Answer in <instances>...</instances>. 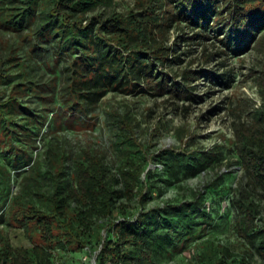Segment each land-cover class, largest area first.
<instances>
[{"label":"trees","instance_id":"obj_1","mask_svg":"<svg viewBox=\"0 0 264 264\" xmlns=\"http://www.w3.org/2000/svg\"><path fill=\"white\" fill-rule=\"evenodd\" d=\"M114 7L115 0H0V33L26 45L24 57L16 43L8 45L7 54L0 51V83L11 90L5 99L0 93V225L7 219L8 226L24 228L34 241L14 247L0 228V264H55L54 250L84 248L99 252L97 264H152L184 235H195L197 215L207 226L213 219L203 195L148 208L153 191L160 192L159 169L148 170V150L138 142L129 113L108 112L121 162L117 172L101 151L89 147L70 156L50 141L51 167L45 170L41 154L34 156L37 136L45 128L52 133L66 122L91 118L109 92L143 93L146 85L162 96L189 99L187 76L182 84L158 71L181 62L167 45L169 28L181 22L204 30L211 23L223 25L228 46L238 50L258 33L264 37V0H137L127 13ZM36 68L54 71V77L38 81ZM259 86L263 106L251 122L235 128L234 150L246 182L238 186L233 204L236 233L264 263V74ZM27 96L41 100L40 110L23 100ZM159 155L167 185L196 177L224 159L191 147ZM13 171L19 176L16 195ZM212 185L222 189L219 182ZM134 200L141 207L138 216L130 210ZM204 253L215 254L207 248Z\"/></svg>","mask_w":264,"mask_h":264},{"label":"rangeland","instance_id":"obj_2","mask_svg":"<svg viewBox=\"0 0 264 264\" xmlns=\"http://www.w3.org/2000/svg\"><path fill=\"white\" fill-rule=\"evenodd\" d=\"M136 1L115 0V7L111 10L127 13L135 7ZM153 6H158V2L153 3ZM98 12L103 13L105 10L100 9ZM222 27H215L211 23L205 30L193 29L181 22L180 25L171 26L166 34L167 45L175 55L181 57V62L171 68L160 66L158 71L182 84L186 82L187 76L189 81L186 85L191 87L193 93L189 99L162 96L146 85L142 87L146 90L143 93L125 95L109 92L101 99L91 118L82 117L75 122H66L63 128L52 133L45 128L37 136L38 150L34 156L38 152L41 154L45 170L51 167L47 157V144L50 141L70 156L89 147L101 151L113 172H117L121 162L116 159L113 146L116 130L110 125L108 112L118 111L122 115L129 113L136 124L138 142L148 150V170L155 172L159 169L155 185L160 192L156 189L153 191L154 199L150 200L148 208L193 201L199 195L205 197V202L210 203L208 210L213 217L210 224H203L201 216L197 215L199 223L193 226L195 235H184L169 248V253L156 255L152 264H264L255 251H249L246 241L236 233L237 211L233 204L238 186L246 182L234 150L235 128L241 122H251L253 113L263 106L259 81L264 74V37L258 33L255 39L246 41L243 48L237 50L233 49V45L228 46V35L226 31H221ZM196 34H200L201 38H197ZM9 44H15L20 57L26 55V45L18 42L17 36L2 31L0 51L7 54ZM17 71L13 69V72ZM54 74V71L41 68L35 71L38 81L42 82L50 81ZM10 92L9 84L0 83L2 99L7 98ZM23 100L32 109L40 110L42 102L39 98L27 96ZM49 122L54 123L52 119ZM190 147L197 152L220 153L224 159L196 177L167 185L163 166L158 160L159 154L172 149L189 150ZM17 174L13 171L14 195L20 188ZM142 178L146 180V174ZM215 182H219L222 189H213L212 184ZM261 206L264 208V200H261ZM140 208L137 200L131 203L130 210L135 216H138ZM6 223L7 219L0 228L8 232L14 247L32 246L34 241L24 228L8 226ZM225 247L230 249L229 253L224 251ZM206 248L214 250V257L204 255ZM53 254L55 264H93L99 252H90L87 248L80 251L56 249Z\"/></svg>","mask_w":264,"mask_h":264},{"label":"water","instance_id":"obj_3","mask_svg":"<svg viewBox=\"0 0 264 264\" xmlns=\"http://www.w3.org/2000/svg\"><path fill=\"white\" fill-rule=\"evenodd\" d=\"M93 264H97L96 260L94 261V263H93Z\"/></svg>","mask_w":264,"mask_h":264}]
</instances>
